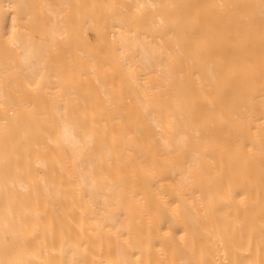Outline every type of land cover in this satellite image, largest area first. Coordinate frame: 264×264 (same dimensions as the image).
I'll use <instances>...</instances> for the list:
<instances>
[{"label":"bare ground","instance_id":"1","mask_svg":"<svg viewBox=\"0 0 264 264\" xmlns=\"http://www.w3.org/2000/svg\"><path fill=\"white\" fill-rule=\"evenodd\" d=\"M0 264H264V0H0Z\"/></svg>","mask_w":264,"mask_h":264}]
</instances>
